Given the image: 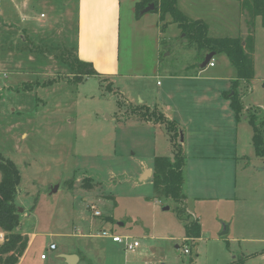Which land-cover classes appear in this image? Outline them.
Listing matches in <instances>:
<instances>
[{
	"label": "rangeland",
	"instance_id": "374dc122",
	"mask_svg": "<svg viewBox=\"0 0 264 264\" xmlns=\"http://www.w3.org/2000/svg\"><path fill=\"white\" fill-rule=\"evenodd\" d=\"M177 5L189 18L203 20L211 37L250 35L254 70L249 84L235 87L247 134L239 133L236 178L231 163L223 168L222 179L227 178L230 186L236 181L237 188L228 190L229 196H205L181 204L154 195L152 172L141 179L154 156L173 159L174 145L166 123L150 115L155 107L145 111L139 97L145 101L154 97L156 84L168 88L166 73L195 76L207 68L198 77L235 76L229 58L216 53L211 59L214 67H201L205 55L188 42L169 15L164 27L160 23L161 33L154 36L152 19L159 21L157 12L136 17L131 0H121V70L129 71L130 61L132 73L109 81L89 76L77 82L65 65L62 47L76 44L77 0H0V154L19 170L14 202L19 231L31 240L19 264H66L59 252L76 254V264H264V169L257 170L264 167V159L255 155L248 138L252 128L242 119L255 108L264 116L261 17L251 18L242 0H177ZM191 62L195 69H183ZM155 63L158 74L153 72ZM226 84L206 85L213 113L220 93L231 90V83ZM175 87L182 101L191 99L194 105L200 100L190 85ZM209 126L218 129L216 119L209 120ZM179 127L175 141L185 157L195 151L234 154L231 148L192 150L193 141L184 126ZM204 136L196 133L194 144H205ZM187 217L200 224L196 239L185 237ZM225 225L228 231L222 234ZM103 230L140 245L128 251L124 243L101 236ZM51 243L56 250L49 248ZM42 253L47 259L40 258Z\"/></svg>",
	"mask_w": 264,
	"mask_h": 264
},
{
	"label": "crops",
	"instance_id": "0c3cea01",
	"mask_svg": "<svg viewBox=\"0 0 264 264\" xmlns=\"http://www.w3.org/2000/svg\"><path fill=\"white\" fill-rule=\"evenodd\" d=\"M137 1L138 0H131V6L133 8ZM77 3L78 33L76 40V54L78 58L90 62L96 72L102 78H105L108 81L120 76H129L128 73H132L130 71L131 68H133L132 62H127V68L129 71L122 72L121 70L122 62L120 59L119 50L121 0H77ZM156 15L159 18V14L156 13ZM152 20L154 21H152L153 30L155 32L154 36H158L162 30L160 27V21L156 20L155 18ZM195 66L196 64L191 62L183 66V69H189L190 67L191 69H195ZM214 66L215 65L213 64V66L209 67ZM153 68V72L158 74V63H155V67ZM206 69L198 71L196 74L197 76H174L170 75V73H166L164 78L171 83V85L169 83L168 88H162V84H156L157 93L154 97H148L146 101L139 97V102L141 103L140 105L143 107H157L162 111L165 118L168 120H174L178 126H184V131L185 133H188L189 136L188 140L190 141L191 139L193 141L189 146V148L192 150L194 148L201 147L210 148L215 151L218 148H231L234 150V154H221L218 152L203 153V151H195L191 157H185L184 155L182 166L183 182L181 188L182 194L184 195V200L201 198L205 196L210 198H213L214 196H229L230 191L228 190L233 191L237 188L236 181L230 186V184L227 182V178L225 180L222 179L223 168H225L224 165L226 163V165L231 163L233 170H231L232 175L234 173V178H236L238 170L235 169L237 161L234 160V158L236 159L241 157V155H237L239 133L241 134V137L242 135H247L245 128L242 126L241 119H235L234 113L229 104V100H222V98H220L223 95L222 93H220L221 95L219 94L220 97L216 101L217 112L213 113L211 108L212 104L210 102L211 99L207 100L208 94L206 85L208 82L211 83V81H224L227 83L226 85H228L231 80L235 79L236 75L234 76L232 74L225 77L208 75L204 77H198L199 72L202 73ZM178 84L185 87H189L190 85V88L192 87L190 92L193 93V95L196 97V100L200 98V100L196 101L194 104L195 107L193 103L191 104V99L189 101L186 99L185 101H182L181 97H177L178 94L174 93L177 91L175 90V86ZM196 86H199V88ZM218 91L220 90L218 89ZM196 105H199L200 108L197 109ZM212 119H216V123L218 125V129L216 130H212V128L209 126V120ZM242 119L246 120V117H243ZM206 128L210 129V132L208 131V135L207 132H205L207 131ZM196 133L205 135L203 138L206 140L205 144H194L196 141ZM248 138H252V132L251 134L248 133ZM228 159H232L234 162L232 160L229 161ZM202 166H206V168L210 166V170L206 171L201 168ZM259 169H264V167H258L257 170ZM144 170H150L152 172V167H145ZM0 234H2V232H0ZM30 243L31 240L28 239V246ZM56 248L57 246L55 245L54 250H56ZM71 253L59 252L57 256L61 257V254ZM22 257L20 258L19 262L21 261ZM45 259H47V257H45L43 260ZM19 262L17 264H19Z\"/></svg>",
	"mask_w": 264,
	"mask_h": 264
},
{
	"label": "trees",
	"instance_id": "16d2710c",
	"mask_svg": "<svg viewBox=\"0 0 264 264\" xmlns=\"http://www.w3.org/2000/svg\"><path fill=\"white\" fill-rule=\"evenodd\" d=\"M149 3L154 4L152 11L159 14V21L163 23V27L166 25L164 23L165 17L169 15L171 21L177 24L184 37L199 53H203V55L209 52H214V54L224 53L229 58L236 69V77L230 82L232 93L229 94L231 91L229 90L224 92L223 96L229 100L235 119H241L239 115L243 104L235 87L240 82L249 84L254 78L253 61L249 53L252 50V37L250 35L246 39L239 37H211L208 35L207 24L201 19H192L185 15L178 8L177 0H138L134 6L135 16L139 17L140 10ZM242 6L249 12L251 18L255 16L261 17L262 25L264 26V0H242ZM62 47L66 54L65 65L68 67L69 73L74 75L75 81H83L89 76H97L101 80H105L96 72L90 62L78 58L76 44L74 47ZM153 109L150 115H155L158 122L162 119V122L166 123L170 141L174 145V150L172 151L174 153L173 159L166 155H156L153 158L151 178L153 192L157 197L171 199L181 204L184 200L181 190L184 156L181 145L176 144L175 141L178 138L180 128L174 120L165 118L156 107ZM145 111L149 112V109L146 108ZM258 111V108H255L254 112H250L246 116V119L252 128L251 141L254 153L257 157L264 159V116H260ZM0 174V230L4 233L3 242L0 243V264H17L28 246V237L19 231V214L14 202L20 182V173L12 160L5 158L1 154ZM183 212L184 209L182 207L179 208V213L183 214ZM184 227L187 239H195L200 236V224L196 219L191 220L187 217L184 221Z\"/></svg>",
	"mask_w": 264,
	"mask_h": 264
},
{
	"label": "built area",
	"instance_id": "2783aa9c",
	"mask_svg": "<svg viewBox=\"0 0 264 264\" xmlns=\"http://www.w3.org/2000/svg\"><path fill=\"white\" fill-rule=\"evenodd\" d=\"M209 66H213V62L210 60L209 63H208ZM93 214L95 216H98L99 215V211L97 210H93ZM101 236H104V237H109L112 239L113 242H118V243H124L125 244V249L128 250V251H134L137 247H139L140 243L137 241V240H131L130 238L128 237H121L120 235L118 234H109L107 231H102L101 232ZM3 240V236L2 234H0V241ZM50 249H55V245L54 244H50L49 246ZM184 252L185 253H188L189 250L187 248L184 249ZM46 256L45 254H41L40 255V258L41 259H44Z\"/></svg>",
	"mask_w": 264,
	"mask_h": 264
},
{
	"label": "water",
	"instance_id": "95a60500",
	"mask_svg": "<svg viewBox=\"0 0 264 264\" xmlns=\"http://www.w3.org/2000/svg\"><path fill=\"white\" fill-rule=\"evenodd\" d=\"M153 9H154V4L153 3H149L143 9L140 10L139 14L142 15V14L148 12V11H152ZM213 55H214V52L207 53L205 55V57H204L203 62L201 63V67H204L205 65H207L209 63V61L211 60V58L213 57ZM181 141H182V137H181ZM148 174L150 175L151 171L150 170H144L143 174L141 176V179H144ZM227 231H228V228L225 225L224 229H223V231L221 233L225 234V233H227ZM60 256L64 259L66 264H76L78 259H79L78 256L76 254H73V253H71V254H61Z\"/></svg>",
	"mask_w": 264,
	"mask_h": 264
}]
</instances>
